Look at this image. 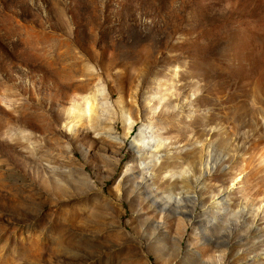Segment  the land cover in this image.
<instances>
[{
  "label": "rangeland",
  "instance_id": "1",
  "mask_svg": "<svg viewBox=\"0 0 264 264\" xmlns=\"http://www.w3.org/2000/svg\"><path fill=\"white\" fill-rule=\"evenodd\" d=\"M0 264H264V0H0Z\"/></svg>",
  "mask_w": 264,
  "mask_h": 264
}]
</instances>
